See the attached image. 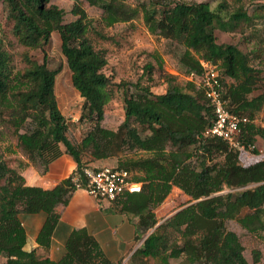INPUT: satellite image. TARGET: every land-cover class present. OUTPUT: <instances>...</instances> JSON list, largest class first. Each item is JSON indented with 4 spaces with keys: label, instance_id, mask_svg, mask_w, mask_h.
<instances>
[{
    "label": "trees",
    "instance_id": "trees-1",
    "mask_svg": "<svg viewBox=\"0 0 264 264\" xmlns=\"http://www.w3.org/2000/svg\"><path fill=\"white\" fill-rule=\"evenodd\" d=\"M0 1L5 6L6 21L11 22V34L25 48L21 53L24 66L16 67L0 22V118L11 116L18 144L41 174L63 153L76 163L69 176L44 189L26 185L17 169L0 160V255L6 258V264H121V260L106 256L85 227L70 231L61 257L51 259L48 255L59 220L56 206L67 204L75 189L72 175L88 166L83 156L103 159L117 150L151 153L117 163L118 168L143 173L133 176L142 183L141 191L114 200L122 211L138 216L137 239L140 231L157 224L153 208L174 186L192 201L156 226L127 264H135L132 260L136 257L155 258L157 264H170V258L180 257L188 264H258L259 251L254 250L253 260L248 261L227 221L235 219L249 231L262 229L264 158L243 165L238 149L219 136L204 134L214 114L210 100L195 80H187L184 86L170 80L163 92H154L149 83L141 81L111 83L103 71L105 53L95 48L88 34L98 31L95 22L109 27L133 20L141 12L151 33L183 47L178 62L185 75L201 76V61L216 64L225 106L247 116L240 140L248 146L257 136L264 141V127L253 120L264 94L250 96L262 69L252 65L249 54L234 43L218 42L214 33L215 28L232 30L241 21H250L247 10H227L222 3L212 8L207 1L164 4L149 0L132 6L125 0H86L102 11L100 18L93 20L80 0H72L70 13L74 18L64 21V10L51 0ZM53 31L60 37L72 84L84 98L83 115L93 121L77 144L66 134L67 122L57 103L56 70L48 67L45 57L40 62L30 54L47 44ZM146 69L150 75L152 65L147 64ZM115 85L124 92V118L116 129H109L101 125V119ZM27 119L32 126L18 131ZM36 178L34 174L27 181L34 185L38 183ZM226 188L230 190L220 193ZM244 209L252 212L240 216ZM40 212L45 219L36 235L37 246L26 249L27 233L20 215Z\"/></svg>",
    "mask_w": 264,
    "mask_h": 264
},
{
    "label": "rangeland",
    "instance_id": "rangeland-1",
    "mask_svg": "<svg viewBox=\"0 0 264 264\" xmlns=\"http://www.w3.org/2000/svg\"><path fill=\"white\" fill-rule=\"evenodd\" d=\"M149 0H125L126 3L136 6L140 3H146ZM162 3H173L174 1L199 2L207 1L212 8H216L219 3L227 6V10L242 7L247 10L251 20L241 21L232 30H222L215 28L214 33L218 42L234 43L242 51L247 52L250 56V63L262 72L259 81L250 96L264 94V0H159ZM51 2L64 10V21H70L74 17L70 13L72 0H51ZM89 17L98 20L102 14L101 9L90 6L86 0H80ZM159 7V6H158ZM0 22L3 25L6 34V44L8 50L13 55V62L16 67H23L21 53L25 49L21 46L16 38L11 34V22L5 19V6L0 1ZM97 25L98 31H89V37L93 41L96 49L105 53L107 63L103 71L109 77L111 83H130L141 81L149 83L154 92H163L169 81H173L181 86L189 80L185 75L183 68L178 62V58L183 51V47L169 39L158 34L151 33L144 21L141 12L128 22H118L109 27ZM32 57L37 61H43L44 57L49 68L56 70L55 95L60 111L67 122L66 134L68 138L79 143L84 135L88 132L93 121L83 115L84 98L74 88L71 81V72L67 66L64 55L61 51V41L58 33L53 31L49 41L42 48L30 51ZM159 59L161 60L159 62ZM151 64L152 70L149 75L146 65ZM149 77V78H148ZM150 79V80H149ZM132 88H130L131 90ZM124 92L122 88L112 86V97L104 107V115L101 119V125L109 129H116L124 118ZM254 123L264 127V102L254 114ZM32 126L30 120H26L18 131L23 132ZM16 127L12 123L11 116L5 114L0 118V160L6 163L21 174L23 168L27 165H33L27 154L17 142ZM239 150V161L243 165H249L264 158V141L257 136L254 141ZM61 148L63 146L61 145ZM151 156V153L145 151H114V154L103 159L112 162L111 166H117L118 160L128 158L137 159ZM59 156L58 158H60ZM90 162L89 154L83 156ZM57 159V158H56ZM98 160V159H97ZM195 160V158H194ZM33 170L27 173V179L34 175ZM133 176H142L139 171H131ZM254 186V185H249ZM226 188L220 193L229 191ZM236 190V189H233ZM190 197L181 189L173 187L165 199L156 207L153 212L157 219V224L147 231H140V244L143 239L159 224L173 215L183 206L191 203ZM252 210L244 209L240 213L243 216ZM42 213V212H40ZM264 219V218H263ZM227 228L234 231L242 243L243 254L248 261L253 260V251L260 253L258 264H264V224L262 229L249 231L241 226L237 220L227 221ZM29 238L25 248L30 247ZM130 257L126 258L121 264H127ZM135 264H157L158 259L147 257H136L132 260ZM170 264H188L182 261V257L169 259ZM0 264H6V258L0 255Z\"/></svg>",
    "mask_w": 264,
    "mask_h": 264
},
{
    "label": "crops",
    "instance_id": "crops-1",
    "mask_svg": "<svg viewBox=\"0 0 264 264\" xmlns=\"http://www.w3.org/2000/svg\"><path fill=\"white\" fill-rule=\"evenodd\" d=\"M103 165H112V162L108 159H98L88 164L91 167ZM75 167L73 158L63 153L60 158L49 164L44 174H41L33 165H27L21 171V175L26 185L51 189L69 176ZM30 169L36 174L37 184L33 185L27 181V173ZM56 212L59 220L48 250L51 259L61 257L65 250L66 238L74 228L85 227L99 242L106 256L114 261L125 260L140 245V239L136 238L138 216L122 211L117 201H97L86 190L77 188L71 192L67 204L56 206ZM20 218L26 229L27 238L30 237V247L27 249H32L37 246L35 239L45 214H21Z\"/></svg>",
    "mask_w": 264,
    "mask_h": 264
},
{
    "label": "built area",
    "instance_id": "built-area-1",
    "mask_svg": "<svg viewBox=\"0 0 264 264\" xmlns=\"http://www.w3.org/2000/svg\"><path fill=\"white\" fill-rule=\"evenodd\" d=\"M201 62L204 66L203 74L197 77L191 73L187 78L195 80L197 87L203 89L213 108V122L204 134L219 136L231 148L241 150L244 147L240 140L241 126L248 120L247 116L232 112L225 106L217 65ZM71 181L75 189L86 190L97 201H113L126 193L139 192L142 189V183L133 179L131 171L111 165H86L81 173L72 175Z\"/></svg>",
    "mask_w": 264,
    "mask_h": 264
}]
</instances>
